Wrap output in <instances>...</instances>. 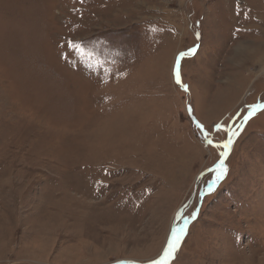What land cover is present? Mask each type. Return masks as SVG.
I'll return each mask as SVG.
<instances>
[{
	"label": "rangeland",
	"instance_id": "rangeland-1",
	"mask_svg": "<svg viewBox=\"0 0 264 264\" xmlns=\"http://www.w3.org/2000/svg\"><path fill=\"white\" fill-rule=\"evenodd\" d=\"M262 106L264 0H0V264H264Z\"/></svg>",
	"mask_w": 264,
	"mask_h": 264
},
{
	"label": "snow or ice",
	"instance_id": "snow-or-ice-1",
	"mask_svg": "<svg viewBox=\"0 0 264 264\" xmlns=\"http://www.w3.org/2000/svg\"><path fill=\"white\" fill-rule=\"evenodd\" d=\"M79 49V46H76ZM83 55V53H82ZM89 56H91V53H88ZM183 55V54H182ZM177 83H180L179 77H177ZM181 87H184L185 91H187L186 86L181 85ZM199 127V125H198ZM236 133H232V135H235ZM211 143V141H209ZM232 139L231 136L229 137L228 141L226 144L222 145L224 149H227L229 145H231ZM227 151H225L222 156H226ZM218 171L220 175H218L217 179L222 178L223 174L226 172V169L223 167V159L221 160L220 165L217 166ZM187 224V221H185V225ZM183 234V229L180 230H173L172 233V238L169 240L167 248L164 250L163 256L160 258L158 261H154L153 264H168V260L172 258L174 255L175 251L177 250L179 241L181 239V235Z\"/></svg>",
	"mask_w": 264,
	"mask_h": 264
},
{
	"label": "water",
	"instance_id": "water-1",
	"mask_svg": "<svg viewBox=\"0 0 264 264\" xmlns=\"http://www.w3.org/2000/svg\"><path fill=\"white\" fill-rule=\"evenodd\" d=\"M264 108V106H262V109ZM258 110H260V109H257V110H254V111H252V112H250L245 118H244V123L248 120V118H250V117H252ZM225 151H227V155H228V148L227 149H225L224 150V152ZM226 155V156H227ZM226 156H222V158L220 159V161L213 167V169H216L217 168V166L218 165H220V163H221V160L223 159V161H224V159L226 158ZM194 194V193H193ZM180 211V210H179ZM172 238V237H171ZM163 256V255H162ZM161 256V257H162ZM160 257V258H161ZM160 258H158L156 261H158V260H160ZM118 264H124V263H118ZM150 264H153V262L152 263H150Z\"/></svg>",
	"mask_w": 264,
	"mask_h": 264
},
{
	"label": "bare ground",
	"instance_id": "bare-ground-1",
	"mask_svg": "<svg viewBox=\"0 0 264 264\" xmlns=\"http://www.w3.org/2000/svg\"><path fill=\"white\" fill-rule=\"evenodd\" d=\"M263 51V50H262ZM262 56V53H261V55H260V57Z\"/></svg>",
	"mask_w": 264,
	"mask_h": 264
}]
</instances>
